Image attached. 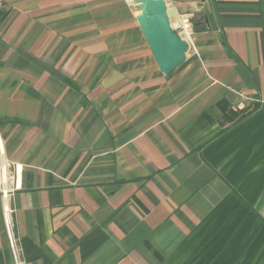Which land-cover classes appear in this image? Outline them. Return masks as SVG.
<instances>
[{"label":"crops","instance_id":"crops-1","mask_svg":"<svg viewBox=\"0 0 264 264\" xmlns=\"http://www.w3.org/2000/svg\"><path fill=\"white\" fill-rule=\"evenodd\" d=\"M166 1L169 75L130 0H0V264H264V0Z\"/></svg>","mask_w":264,"mask_h":264},{"label":"water","instance_id":"water-1","mask_svg":"<svg viewBox=\"0 0 264 264\" xmlns=\"http://www.w3.org/2000/svg\"><path fill=\"white\" fill-rule=\"evenodd\" d=\"M139 28L162 73L169 75L187 61L189 43L172 26L166 0H130Z\"/></svg>","mask_w":264,"mask_h":264},{"label":"built area","instance_id":"built-area-1","mask_svg":"<svg viewBox=\"0 0 264 264\" xmlns=\"http://www.w3.org/2000/svg\"><path fill=\"white\" fill-rule=\"evenodd\" d=\"M2 2H0V10L2 8ZM185 23L188 24V21H183ZM176 31L178 32L179 35H181L182 37L185 34V30L184 29H179L176 28ZM8 165V167H7ZM6 167L7 169H5V171H3V179L2 182L0 184V195L2 198V201L4 203V210L6 215L10 214V207H9V203L11 198L18 193L19 191H21L23 189V183H22V175H23V169L22 167H20L19 165H17L16 163L10 162V163H6Z\"/></svg>","mask_w":264,"mask_h":264},{"label":"rangeland","instance_id":"rangeland-1","mask_svg":"<svg viewBox=\"0 0 264 264\" xmlns=\"http://www.w3.org/2000/svg\"><path fill=\"white\" fill-rule=\"evenodd\" d=\"M175 20V19H174ZM174 28H176V25L174 26Z\"/></svg>","mask_w":264,"mask_h":264}]
</instances>
